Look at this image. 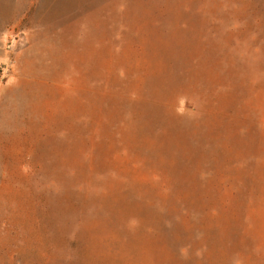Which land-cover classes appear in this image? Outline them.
<instances>
[{"label":"rangeland","instance_id":"1","mask_svg":"<svg viewBox=\"0 0 264 264\" xmlns=\"http://www.w3.org/2000/svg\"><path fill=\"white\" fill-rule=\"evenodd\" d=\"M0 264H264V0H0Z\"/></svg>","mask_w":264,"mask_h":264}]
</instances>
